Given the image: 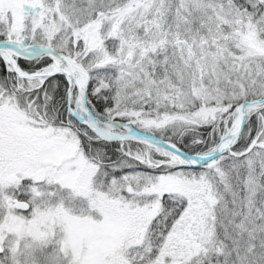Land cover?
<instances>
[{
  "label": "snow or ice",
  "instance_id": "1",
  "mask_svg": "<svg viewBox=\"0 0 264 264\" xmlns=\"http://www.w3.org/2000/svg\"><path fill=\"white\" fill-rule=\"evenodd\" d=\"M0 264H264V0H0Z\"/></svg>",
  "mask_w": 264,
  "mask_h": 264
}]
</instances>
